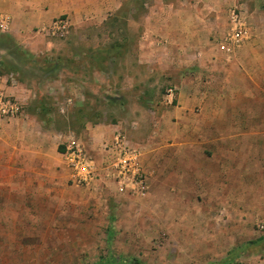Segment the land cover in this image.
<instances>
[{"label": "rangeland", "instance_id": "374dc122", "mask_svg": "<svg viewBox=\"0 0 264 264\" xmlns=\"http://www.w3.org/2000/svg\"><path fill=\"white\" fill-rule=\"evenodd\" d=\"M112 7L102 22L71 23L63 37L34 39L35 55L62 67L17 74L30 90V101H21L26 114L36 112L58 147L60 136L73 132L93 148V130L108 124L133 142L153 134L169 111L167 88L177 89L165 70L137 64L142 42L149 47L142 32L151 17L167 9L212 17V43L229 31L232 11L264 17V0H121ZM10 26L0 35L9 36ZM56 167V182L37 175L9 192L0 184V264H98L110 257L122 264H264L263 208L259 213L244 191L221 197L231 192H205L196 178L164 173L160 180L149 175L146 195H123L113 186L73 184L61 155ZM59 179L77 191V203L46 195L60 191Z\"/></svg>", "mask_w": 264, "mask_h": 264}, {"label": "crops", "instance_id": "0c3cea01", "mask_svg": "<svg viewBox=\"0 0 264 264\" xmlns=\"http://www.w3.org/2000/svg\"><path fill=\"white\" fill-rule=\"evenodd\" d=\"M118 2L121 0H0V17L6 18L7 27L11 23L9 36L35 54L34 39L41 35L37 29L54 18L67 15L73 26L102 22ZM151 18L142 32L149 47L142 42L137 64L165 70L177 90L153 134L142 143L135 142L141 149L147 180L149 175L160 180L166 173L198 179L205 192L208 188L231 192L221 197L240 198L244 191L256 201L259 213L261 208L264 213V17H244L249 38L231 52L210 42L212 17L167 9ZM26 86L17 74H0V91L23 102L30 101ZM36 118L35 111L14 119L0 117V184H9L8 192L17 182L37 175L56 182L61 171L56 166L62 146L56 145ZM116 127L97 126L92 132L93 148L110 139ZM245 178L247 186H240ZM63 184L59 179L60 191L46 195L62 205L77 203V191ZM2 197L12 196L3 193Z\"/></svg>", "mask_w": 264, "mask_h": 264}, {"label": "built area", "instance_id": "2783aa9c", "mask_svg": "<svg viewBox=\"0 0 264 264\" xmlns=\"http://www.w3.org/2000/svg\"><path fill=\"white\" fill-rule=\"evenodd\" d=\"M5 17H0V30L7 28ZM229 31L219 41L227 52L240 47L250 35L241 13L232 11L229 17ZM71 21L67 15L59 16L49 24L37 29L48 37H63L69 33ZM175 87L166 90V102L175 98ZM23 103L16 97L0 91V117H25ZM61 157L70 169L69 179L75 185L113 186L118 194L140 195L148 193V180L141 161L140 146L115 130L110 139L102 141L96 148H90L73 132L61 135Z\"/></svg>", "mask_w": 264, "mask_h": 264}, {"label": "trees", "instance_id": "16d2710c", "mask_svg": "<svg viewBox=\"0 0 264 264\" xmlns=\"http://www.w3.org/2000/svg\"><path fill=\"white\" fill-rule=\"evenodd\" d=\"M58 59L47 55H35L24 49L14 38L0 35V74H20L24 72L51 73L62 67ZM18 80L22 81L20 77ZM98 264H122L118 257H110L99 261Z\"/></svg>", "mask_w": 264, "mask_h": 264}]
</instances>
